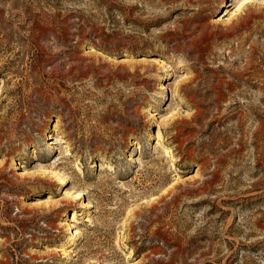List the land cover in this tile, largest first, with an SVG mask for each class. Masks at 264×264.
<instances>
[{
	"label": "rangeland",
	"instance_id": "rangeland-1",
	"mask_svg": "<svg viewBox=\"0 0 264 264\" xmlns=\"http://www.w3.org/2000/svg\"><path fill=\"white\" fill-rule=\"evenodd\" d=\"M0 264H264V0H0Z\"/></svg>",
	"mask_w": 264,
	"mask_h": 264
},
{
	"label": "bare ground",
	"instance_id": "bare-ground-1",
	"mask_svg": "<svg viewBox=\"0 0 264 264\" xmlns=\"http://www.w3.org/2000/svg\"><path fill=\"white\" fill-rule=\"evenodd\" d=\"M242 5L239 7L238 11H240ZM157 62V61H154ZM155 137L157 138V140L159 141V143H157V145L159 146L162 156L164 158L170 159L172 162L176 163L177 162V157H175L173 151L168 148V147H163V145H161L160 141L162 140V134L160 131H156L155 133ZM49 142H53V145L59 144V143H63V139L59 136V135H55L50 137V141ZM67 150V149H66ZM67 154V151H66ZM66 179L63 178L61 179L60 183H65ZM84 193H80L79 196H83Z\"/></svg>",
	"mask_w": 264,
	"mask_h": 264
}]
</instances>
